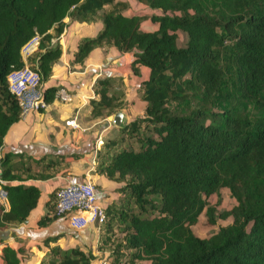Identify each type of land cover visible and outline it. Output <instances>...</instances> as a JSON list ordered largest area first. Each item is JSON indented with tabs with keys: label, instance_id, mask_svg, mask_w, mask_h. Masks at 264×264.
Listing matches in <instances>:
<instances>
[{
	"label": "trees",
	"instance_id": "1",
	"mask_svg": "<svg viewBox=\"0 0 264 264\" xmlns=\"http://www.w3.org/2000/svg\"><path fill=\"white\" fill-rule=\"evenodd\" d=\"M137 1L152 12L126 14L124 0H0V148L20 121L7 78L24 66L22 47L40 36L28 64L45 84L62 54L52 41L63 32L64 19L101 21L95 35L79 38L71 62L83 64L103 47L133 52L130 68L137 77L140 66L148 69L136 89L145 104L142 114L115 129L94 159L92 171L119 184L120 193L102 206L95 250L107 252L103 262L264 264V115L250 119L240 111L246 101L264 113V0ZM145 21L156 28L142 29ZM178 31L187 36L183 47ZM123 84L122 77L95 81L93 118L127 109ZM60 89L44 86V101L58 99ZM220 98L227 107L215 111ZM174 102L195 104L179 114L170 106ZM67 166L61 154L34 158L0 151L7 192L0 231L23 223L36 207L40 189L26 180L51 178ZM58 188L46 197L39 227L59 217ZM221 189L235 199V219L210 236H197L191 227L201 214L216 224L207 199ZM60 236L41 242L39 264H92L99 258L91 249L61 247ZM18 254L4 245L3 264H20Z\"/></svg>",
	"mask_w": 264,
	"mask_h": 264
},
{
	"label": "crops",
	"instance_id": "2",
	"mask_svg": "<svg viewBox=\"0 0 264 264\" xmlns=\"http://www.w3.org/2000/svg\"><path fill=\"white\" fill-rule=\"evenodd\" d=\"M142 5L149 9L145 4ZM126 10V14H132ZM64 22L66 26L63 32L52 41V44L61 46L62 54L54 63L52 74L44 86L61 87L70 100L64 102L58 98L44 110L32 112L20 119L7 132L0 151L24 152L34 158L45 154H61L65 156L68 166L51 178L25 181L26 184H35L41 196L26 221L0 231V264H3L2 248L6 244L19 250L20 264H39L42 256L39 245L46 237L54 235H61L57 240L61 247L79 246L85 249L88 244L94 247L98 234L95 223L89 222L85 227L76 229L71 226L69 215H64L39 227L38 220L46 212L44 202L53 189L68 182L94 181L97 195L104 197L106 193L110 195L107 190L117 186L92 171L96 139L102 137L104 131H109L112 125L104 121L103 126H100V118H93L90 114L89 100L96 98L92 86L100 77H122L127 85L131 81L128 77L134 55L133 52L120 53L114 48L100 47L95 48L83 64L72 63L79 38L95 35L101 27V21L79 22L65 18ZM145 70L148 75V69L140 66L144 77L138 86L147 77ZM70 120L73 121L72 125L67 123ZM113 200L116 199L105 197L101 204L103 206Z\"/></svg>",
	"mask_w": 264,
	"mask_h": 264
},
{
	"label": "built area",
	"instance_id": "3",
	"mask_svg": "<svg viewBox=\"0 0 264 264\" xmlns=\"http://www.w3.org/2000/svg\"><path fill=\"white\" fill-rule=\"evenodd\" d=\"M40 36L30 39L21 49V57L24 66L14 70L8 75V89L17 98L20 106V119L26 118L30 113L44 110L47 103L44 101V83L37 69L29 66V57L36 51ZM60 99L70 100V96L60 89L57 92ZM73 123L72 120L67 122ZM103 144L101 137L97 138L96 150ZM0 179V204L7 206V192L2 187ZM56 212L59 216L69 215L72 227L80 229L89 222H95L98 226L104 220L103 208L97 203L95 186L90 180L68 182L60 186L56 194Z\"/></svg>",
	"mask_w": 264,
	"mask_h": 264
},
{
	"label": "rangeland",
	"instance_id": "4",
	"mask_svg": "<svg viewBox=\"0 0 264 264\" xmlns=\"http://www.w3.org/2000/svg\"><path fill=\"white\" fill-rule=\"evenodd\" d=\"M129 4V9L126 10V12L130 13H144L146 11L151 12L149 9L145 8L141 3H139L137 0H125ZM141 28L144 30H154L156 28L155 25L151 24L149 21H145L141 24ZM178 38H177V45L180 47L185 46L187 41V36L185 33L178 31ZM146 76H147V70ZM144 77L141 76L137 77L134 74H129V77L131 81L126 85L123 84V88L121 89L125 93V99L127 101V109H123L126 113V123H128L129 120L138 117L142 114L144 103L140 101L136 95V89L138 87V82L141 80V78ZM229 89L227 90V92ZM59 100H62L59 98ZM65 102V101H64ZM195 103H178L174 102L170 104L173 111L179 113V114H185L190 107H193ZM226 103L222 98L218 99L214 103V110L215 111H222L224 108H226ZM240 111L242 116H246L250 119H255L258 117H262L264 113L259 110L256 106H254L252 103H248L246 101H242L240 106ZM112 117L113 115H105L100 118V126H103L104 121H107V123H110L112 125ZM115 128L113 125L110 127L109 131H104L103 129L101 132H103V136L101 137L103 142L108 139L109 137L113 136L115 134ZM100 137V136H99ZM97 141V139H96ZM103 144L100 146L102 148ZM99 148V149H100ZM93 185L95 186V182L92 181ZM111 185H117L114 189H110L107 191H110V195L106 193L105 197L108 198H114L117 199L120 195L119 191L117 190V187H119V184H116L112 182ZM113 187V186H112ZM112 193V194H111ZM104 196L97 195V203L102 206L101 202L105 198ZM207 203L213 207L214 209V219L216 224L210 225L208 223L207 217L205 214H201L198 218V221L192 225L193 232L200 237H206L214 234L219 226L226 225L230 222H232L235 219V216L231 214L232 208L235 205V199L230 195V192L227 189H221L218 194H214L211 197L207 199ZM225 215V216H224ZM95 223V222H92ZM96 224V223H95ZM85 249H91L93 252L99 256L98 259L93 261V264H108V262L105 261V256L107 255V252H97L95 250L96 243L94 247L91 248V244L86 245Z\"/></svg>",
	"mask_w": 264,
	"mask_h": 264
},
{
	"label": "water",
	"instance_id": "5",
	"mask_svg": "<svg viewBox=\"0 0 264 264\" xmlns=\"http://www.w3.org/2000/svg\"><path fill=\"white\" fill-rule=\"evenodd\" d=\"M126 113L122 110L117 111L113 114L112 117V125L117 128L121 129L126 126Z\"/></svg>",
	"mask_w": 264,
	"mask_h": 264
}]
</instances>
